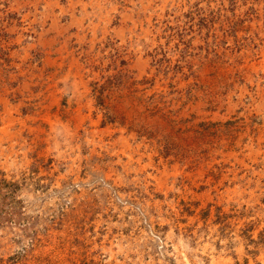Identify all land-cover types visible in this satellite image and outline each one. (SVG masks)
I'll return each instance as SVG.
<instances>
[{"label": "rangeland", "instance_id": "1", "mask_svg": "<svg viewBox=\"0 0 264 264\" xmlns=\"http://www.w3.org/2000/svg\"><path fill=\"white\" fill-rule=\"evenodd\" d=\"M0 264H264V0H0Z\"/></svg>", "mask_w": 264, "mask_h": 264}]
</instances>
